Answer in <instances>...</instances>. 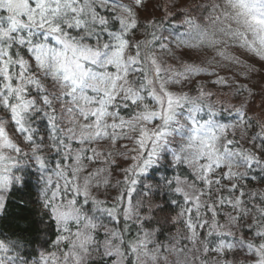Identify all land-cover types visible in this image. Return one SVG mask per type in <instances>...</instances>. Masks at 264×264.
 <instances>
[{
  "label": "clouds",
  "instance_id": "1",
  "mask_svg": "<svg viewBox=\"0 0 264 264\" xmlns=\"http://www.w3.org/2000/svg\"><path fill=\"white\" fill-rule=\"evenodd\" d=\"M77 6L84 22L76 26L69 19L60 33L28 22L15 28L0 23V169L17 181L13 169L22 165L41 173L39 197L61 232L58 241L67 244L58 264H106L109 258L111 264H264V159L242 143L264 139V0H83ZM97 7L114 13L118 30H110ZM196 78L212 83L197 89ZM129 102L126 119L119 109ZM34 117L46 120L44 130L32 126ZM145 129L153 141L149 167L156 164L152 156L171 149V166L187 170L174 185L146 184L148 190L199 199L195 221L174 231L183 211L152 216L151 201L141 193L122 200L129 177L112 173L118 154L112 142L140 133L142 146ZM101 142L112 148L106 159ZM88 152L103 166L88 170ZM54 156L63 163L53 165ZM253 163L261 179L245 186L247 198L241 192L220 201L231 206L223 222L215 209L205 220L201 209L209 200L201 198L198 183L207 191L208 166L211 173L227 168L224 175L235 187ZM0 189L2 208L8 182ZM201 221L209 229L203 237L195 227ZM246 226L254 229L247 240L240 234ZM225 236L235 242L225 243ZM226 249L232 260L224 259ZM0 250L7 253L0 264H25L5 245Z\"/></svg>",
  "mask_w": 264,
  "mask_h": 264
},
{
  "label": "trees",
  "instance_id": "2",
  "mask_svg": "<svg viewBox=\"0 0 264 264\" xmlns=\"http://www.w3.org/2000/svg\"><path fill=\"white\" fill-rule=\"evenodd\" d=\"M102 15L110 20V29L118 30L119 22L112 19V14L103 12ZM172 15L174 17L176 13L173 12ZM168 22L167 19L164 20L165 24H168ZM171 23L175 24L176 20L174 18L171 19ZM135 31L136 30L133 29V32ZM70 32L73 35L76 34V32L73 33V30H70ZM128 37L131 41L132 37ZM191 87L192 86L188 88L186 87L184 91H188ZM198 88L199 86L197 85V89ZM177 89L175 90L179 91V86ZM29 91L35 95V91L32 88H30ZM241 93H244L243 87H241ZM130 108V102L127 107L122 106L119 109L120 115L128 118ZM231 115L235 116L236 114L232 113ZM37 116H39V114H37ZM33 119L35 120L32 125L33 127L38 130H44L46 128V120H40L36 117ZM40 135L44 136V133L41 132ZM229 138L231 139L232 137L229 136ZM34 139H36L35 135ZM236 139L239 140V135H237ZM131 142H134V140L117 138L113 141L114 144L112 145L118 153L115 156L116 163L111 166L113 176L121 180H123L125 176L129 177V187L123 192L121 197L122 200L128 201L129 199H132L135 201L136 194L141 193L146 202L151 201V206L154 209L151 212L152 216L161 214L176 216L177 213L183 211L184 216L178 218V223L173 225V231L176 228L184 227L189 222H194L197 216V208L195 207L194 200L190 199L184 201L182 196L169 194L162 188H157L152 192L146 187V184L155 186V184L163 185L165 183H172L174 185V178H184L187 172L186 169L182 168V166H177L176 168L171 166V149L164 151L161 156H152V159L156 160V164L151 167H149V164H145L144 171H138L141 162L133 163L131 171H126L128 169L127 161H131V156H129L127 152L130 153L132 151L133 153L135 150V145ZM242 143L245 144V147L252 148V151L255 152L257 156L264 159V152L261 151V149H264V139L258 138L255 142ZM236 146L239 147L240 145L237 144ZM91 147L95 146L92 145ZM106 148L108 149L107 151H105ZM99 150L103 152L104 158L106 159L108 152L111 151L112 148L109 146H102ZM87 156L92 157V163L88 170L103 166L100 162L95 160V157H93L91 152H88ZM146 160H149V158L147 157L145 161ZM56 161L63 163L59 156H54L52 158L53 165ZM219 171L220 173L218 177L215 176L216 174L214 173L209 174V178L213 183L211 186L207 185V191H203L206 187L204 182H199L198 186L202 190L201 198L209 200V203L205 204L201 209V213L205 220L212 216L211 209H215L218 220L223 222V212L230 211L231 206L226 203H220V201L230 199L233 194L239 195L241 192H245V196L242 198L246 199L247 189L245 186H254L257 181H260L261 176L259 168L253 163L252 167L248 169V176L240 180L235 184V187H233V182L228 180L224 175L226 173V168H221ZM14 173L15 176H19L20 179L19 181L14 179L8 187V196L5 197L3 207L0 210V241L5 243L13 254L26 263L57 264L61 251H67V244L58 241L61 232L59 229H56L55 221L49 218L50 213L44 208L39 197V192L42 188L41 173L33 165H22L14 169ZM253 178H255V180ZM132 179L136 180L135 184H131ZM217 180L220 181L219 184L215 183ZM18 182L21 183L17 184ZM52 189H55L54 184L52 185ZM129 192H131V196H129ZM49 195H51V193H49ZM164 201L165 203L162 205L161 210L156 207V205L161 204ZM108 206L111 207V204ZM125 206L126 205H121V210H123ZM187 209H190V211H186ZM141 211L142 214L147 213V209H142ZM118 220H120L121 224L123 223L122 217H118ZM201 224L203 226H201ZM145 226L149 227L153 225L151 221H145ZM155 226L158 227L159 225ZM195 227L202 237L209 230L208 224L203 221L196 224ZM240 234L247 240L254 235V229L246 226L241 230ZM235 239L236 238L233 237H223L225 243H234ZM254 243L258 244L259 238H257ZM224 258H226V260H232L233 253L226 249L224 252ZM241 258H243V256ZM111 261L112 258H109L106 264H111ZM245 264H247L246 259Z\"/></svg>",
  "mask_w": 264,
  "mask_h": 264
},
{
  "label": "snow or ice",
  "instance_id": "3",
  "mask_svg": "<svg viewBox=\"0 0 264 264\" xmlns=\"http://www.w3.org/2000/svg\"><path fill=\"white\" fill-rule=\"evenodd\" d=\"M81 4H83V0H0V13H7L6 16L0 14V23L10 24L15 28L18 24L28 22L29 24H38L40 28L49 32L60 33L69 19L76 26H80L84 22L82 16L83 8L77 6ZM4 34L7 35V29H5ZM122 43L127 44V41L125 40ZM39 58L38 55L37 59ZM24 63L23 59L18 61V65H23ZM4 64L8 80L13 84L10 65H8L7 61H4ZM97 123L99 124V121ZM151 162V160H146L144 163L149 164ZM141 171H144V169L141 168ZM211 172L212 167L208 166L205 172V180L209 186L213 183L209 178ZM7 182V177L0 176V186ZM195 207L197 210L200 207L198 198L195 201ZM186 211H190V209ZM189 223L191 224V222ZM228 247H231V245H228Z\"/></svg>",
  "mask_w": 264,
  "mask_h": 264
},
{
  "label": "rangeland",
  "instance_id": "4",
  "mask_svg": "<svg viewBox=\"0 0 264 264\" xmlns=\"http://www.w3.org/2000/svg\"><path fill=\"white\" fill-rule=\"evenodd\" d=\"M96 11L101 15V16H103L102 15V13L103 12H106V13H109V14H112V17L114 16V13H112L110 10H108V9H101L100 7H97L96 8ZM0 14H2V15H7V13L6 12H4V13H0ZM6 25V24H5ZM111 31H115V30H113V29H110ZM70 31V30H69ZM75 31L73 30V33H74ZM71 33V32H70ZM128 39H129V37H127ZM105 40H107V36L105 37ZM12 55H13V57L15 58V51H13L12 52ZM20 55L21 56H23L25 59H29V56H28V54H27V52H26V50L25 49H21L20 50ZM17 70H18V66H17ZM10 71H12V69H10ZM214 79V78H213ZM17 83V81H15V80H13V85H15ZM194 83H196V86L198 85L199 87H204L206 84L207 85H211V83H212V81L211 80H208V81H205V79H203V78H196L195 80H194ZM238 85L239 84H242L243 83V79L241 78L240 80H238ZM190 86H192V85H189L188 87H190ZM187 87V88H188ZM178 90V89H177ZM174 91H176L175 89H174ZM122 116V115H121ZM126 118V117H125ZM127 119V118H126ZM123 131H127V129H124ZM143 136H147V139L146 140H144V144H143V146H141V144L139 143V141H141L142 139H143V137H142V135L140 134V133H136V136H135V138H134V142H131L132 144H134L135 146H134V148H135V150L133 151V153H132V151L129 153V152H127V154H129V156H131V161L129 162V161H127V167H128V169L130 168H132V166H133V163H135V162H137V163H139V162H141L140 163V165H139V168H138V171L140 170L141 171V168H143L144 169V167H145V159L148 157H150V154L152 153V146H153V141H152V138H151V131L149 130V129H145V132H144V134H143ZM115 141V140H114ZM114 143L112 142V145H113ZM95 147H97V145L96 144H93ZM20 146H22V145H20ZM102 146H108V144L106 143V142H101V144L99 145V148L100 147H102ZM10 151V150H9ZM143 158H144V160H143ZM130 160V159H129ZM135 160V161H134ZM130 166V167H129ZM13 172H14V169H13ZM226 172H227V168H226ZM219 173H220V171H219V169L216 171V172H214V174H216L215 176H219ZM0 176H4V177H7L8 178V187L10 186V184L13 182V180H14V178H13V175H11V174H6L5 172H4V170L3 169H0ZM0 191H2V189H0ZM0 210H1V208H0ZM0 244H3V245H5V247L6 248H9L5 243H3L2 241H0ZM0 255H7V253L4 251V250H0ZM14 256H13V259L14 260H22V259H20L19 257H17L15 254H13ZM213 256H215V253L213 254ZM224 259H226V258H224ZM23 261V260H22ZM25 264H30V263H26L25 262ZM58 264V263H57Z\"/></svg>",
  "mask_w": 264,
  "mask_h": 264
}]
</instances>
